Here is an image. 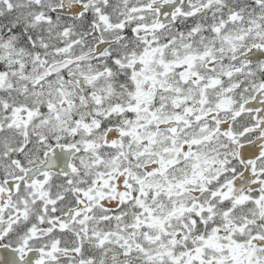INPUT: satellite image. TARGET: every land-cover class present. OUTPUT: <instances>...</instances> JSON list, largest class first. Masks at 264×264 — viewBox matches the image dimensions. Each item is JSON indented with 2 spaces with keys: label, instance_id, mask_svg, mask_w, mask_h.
<instances>
[{
  "label": "snow or ice",
  "instance_id": "obj_1",
  "mask_svg": "<svg viewBox=\"0 0 264 264\" xmlns=\"http://www.w3.org/2000/svg\"><path fill=\"white\" fill-rule=\"evenodd\" d=\"M0 264H264V0H0Z\"/></svg>",
  "mask_w": 264,
  "mask_h": 264
}]
</instances>
